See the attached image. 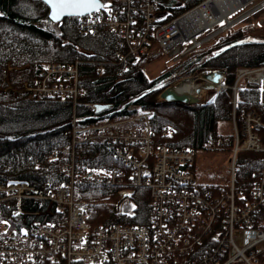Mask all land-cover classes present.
<instances>
[{
	"label": "built area",
	"instance_id": "2783aa9c",
	"mask_svg": "<svg viewBox=\"0 0 264 264\" xmlns=\"http://www.w3.org/2000/svg\"><path fill=\"white\" fill-rule=\"evenodd\" d=\"M100 2L103 7L99 10L77 17L81 35L97 26L114 31L122 50L120 63L130 57L142 60L143 70L144 62L158 56L174 64L196 54L264 6V0H202L162 21L158 0ZM216 4V9L223 11L220 16L212 14ZM185 19L190 28L175 35ZM79 64H41L37 83H24L20 92L28 94L31 101L62 103L75 112L83 94ZM7 65L9 75L13 67ZM97 65L101 74L104 65ZM237 70L231 86L225 83L223 73L217 91H232L231 139L209 141L201 150L157 145L150 126L151 110L139 109L130 117L79 126L73 112L71 128L64 133L69 144L61 150L67 157L60 165L66 181L40 185L25 179L0 182V264H264V168L254 173L247 195L235 189L238 150L264 151V111L250 109L236 116L237 93L248 84L264 93V65ZM7 89L18 92L9 82ZM86 105L96 110L95 103ZM173 132L169 127L164 134ZM245 138L248 145L241 144ZM96 141L112 149L116 165L106 174L92 167L78 171L76 147ZM227 148L230 154L233 150L227 187L218 183L219 187L210 188L199 182L197 153ZM59 152L53 151L50 157L56 159ZM100 179L117 188L112 209L121 219L132 216L135 190L147 189L150 222L126 224L118 220L92 225L86 217V202L75 198V185Z\"/></svg>",
	"mask_w": 264,
	"mask_h": 264
},
{
	"label": "trees",
	"instance_id": "16d2710c",
	"mask_svg": "<svg viewBox=\"0 0 264 264\" xmlns=\"http://www.w3.org/2000/svg\"><path fill=\"white\" fill-rule=\"evenodd\" d=\"M158 1L160 18L168 21L202 0ZM48 14V6L41 0H0V182L25 179L40 185L44 181L67 179L60 172V165L67 161L61 150L69 144L64 133L71 128L73 108L61 103L31 101L25 92H20L24 83L29 86L37 83L44 62H80L79 87L83 95L82 104L74 112L77 124L126 118L139 109L151 110L150 126L157 145L195 150L220 138L230 141V135L218 132V124L231 121V89L218 92L214 99L203 104L159 102L157 96L179 78L200 68L225 70V83L231 86L238 67L264 65V38L245 40L253 27L244 25L228 30L212 46L200 49L149 79L142 69V60L130 57L120 63L122 50L114 31L97 26L82 36L77 17L53 22ZM8 63L15 68L9 75ZM97 63L104 65L101 74L97 72ZM7 82L18 92L4 91ZM86 103L107 107L96 111ZM250 109L264 111V93H260L254 84L238 91L235 114L240 116ZM169 127L173 128V134H164ZM55 150L60 152L52 159L50 156ZM75 155L78 171L92 167L106 174L116 165L112 149L100 141L78 145ZM262 168L264 151L239 152L235 189L247 195L254 173ZM206 186L216 188L219 184L208 183ZM223 187L227 186L224 184ZM116 194L117 188L105 179L78 181L75 185V198L86 202V217L92 225H109L118 220L126 224L150 222L147 189L135 190L131 201L133 213L126 219L113 213Z\"/></svg>",
	"mask_w": 264,
	"mask_h": 264
},
{
	"label": "rangeland",
	"instance_id": "374dc122",
	"mask_svg": "<svg viewBox=\"0 0 264 264\" xmlns=\"http://www.w3.org/2000/svg\"><path fill=\"white\" fill-rule=\"evenodd\" d=\"M161 1H167V0H161ZM261 1L262 0H257L256 3H260ZM244 25H251L253 27L252 31L250 32V34H248L246 36L245 40L263 39L264 38V6L259 7L251 16L244 19V22L242 24H240L238 27H241ZM219 39L213 40L210 43V46H212L213 44L218 42ZM46 63H58V62H44L42 64H46ZM170 63H171V59L158 56L155 59H153L152 62H149V61H148V63L144 62V67L146 69H144L143 71H144L146 77L151 79V78L157 77L162 70H164L168 66L172 65ZM7 67H8V65H7ZM238 68H240V67H238ZM13 69H15V68L13 67ZM237 69L235 72V80L237 79V74H238ZM205 70H208V69H206V68L197 69L193 74L179 78L177 81L172 83L170 86L174 85L175 83H177L178 81H180L182 79L193 77V76L199 74V72H202ZM217 71H219V70H217ZM221 72H223L225 74V76H224V81H225L226 72L223 69L221 70ZM235 80H234V82H235ZM169 87H167V88H169ZM7 90H4V91H7ZM9 91H11V90H9ZM217 93L218 92H216V91H210V94H209V97L207 100H205L203 102H199V103L194 102L191 104H203V103H206L208 101H211L212 99H214V97ZM27 99H29L28 94H27ZM48 100H50V99H48ZM157 101H159V102L163 101V98L161 97L160 94L157 96ZM45 102H52V101H45ZM55 103H57V102H55ZM80 104H82V102ZM80 104H78V105H80ZM76 125L79 126V124H77V123H76ZM232 131H233L232 123H230V122H219L218 132L220 134L231 135ZM248 142H249L248 138L241 140V144H243V145H248ZM241 151H248V150L247 149H242V150L239 149L238 153ZM232 153H233V150L231 151V154ZM231 154L228 151H221V152L220 151H202V152H198L196 155V161H195L196 179L199 182L204 183V184H207V183H223V185H224L228 181V177L230 174V172H229V158H230Z\"/></svg>",
	"mask_w": 264,
	"mask_h": 264
},
{
	"label": "bare ground",
	"instance_id": "6f19581e",
	"mask_svg": "<svg viewBox=\"0 0 264 264\" xmlns=\"http://www.w3.org/2000/svg\"><path fill=\"white\" fill-rule=\"evenodd\" d=\"M221 2V3H220ZM220 4H224V2L220 1ZM218 4V3H217ZM212 9V14L221 15L223 11L218 10V8ZM232 8L236 6L234 2L230 3ZM206 12V11H205ZM185 22L181 23L177 27V33L175 35H179L190 26L186 25ZM223 82V72L214 71V70H205L199 72V74L182 79L172 85L170 88V92L175 97L185 98L187 102H203L208 99L210 91H219Z\"/></svg>",
	"mask_w": 264,
	"mask_h": 264
},
{
	"label": "water",
	"instance_id": "95a60500",
	"mask_svg": "<svg viewBox=\"0 0 264 264\" xmlns=\"http://www.w3.org/2000/svg\"><path fill=\"white\" fill-rule=\"evenodd\" d=\"M41 1L44 2L48 6V8H49L48 17L53 22H59L62 19H64L65 17H80V16H84V15H87V14L97 10V9L74 10L73 14L64 13V14H61L59 16V18H55L54 17V13L57 10L53 7V3L50 2V0H41ZM76 13H78V14H76ZM169 90H170L169 88H166L165 90H163L160 93L161 97L163 98L162 102H168V103L176 102V103H181V104H185V105H189L191 103H194V102H187L185 98L175 97ZM106 107H107V105H97L96 106V111H100V110H102V109H104Z\"/></svg>",
	"mask_w": 264,
	"mask_h": 264
},
{
	"label": "snow or ice",
	"instance_id": "6c2138e0",
	"mask_svg": "<svg viewBox=\"0 0 264 264\" xmlns=\"http://www.w3.org/2000/svg\"><path fill=\"white\" fill-rule=\"evenodd\" d=\"M50 2L53 3V7L57 10L54 13L55 18H59L64 13L73 14L74 10H99V8L103 7L100 0H50Z\"/></svg>",
	"mask_w": 264,
	"mask_h": 264
}]
</instances>
